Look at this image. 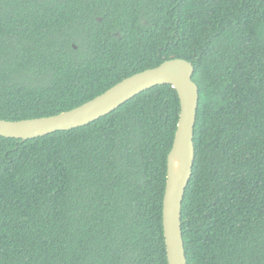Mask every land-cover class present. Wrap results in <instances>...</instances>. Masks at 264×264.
<instances>
[{"label":"trees","instance_id":"1","mask_svg":"<svg viewBox=\"0 0 264 264\" xmlns=\"http://www.w3.org/2000/svg\"><path fill=\"white\" fill-rule=\"evenodd\" d=\"M173 57L199 87L187 264H264V0H0V119L73 110ZM180 111L159 85L83 127L0 137V264H168Z\"/></svg>","mask_w":264,"mask_h":264},{"label":"water","instance_id":"2","mask_svg":"<svg viewBox=\"0 0 264 264\" xmlns=\"http://www.w3.org/2000/svg\"><path fill=\"white\" fill-rule=\"evenodd\" d=\"M102 18H99L101 21ZM195 68L185 59L171 58L157 67L136 73L93 100L55 116L6 121L0 119V137L29 140L58 131L86 126L114 112L142 92L171 85L178 93L181 111L173 147L167 158V183L163 202V228L168 264H187L182 232V203L195 161V126L199 87Z\"/></svg>","mask_w":264,"mask_h":264}]
</instances>
